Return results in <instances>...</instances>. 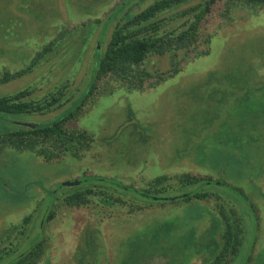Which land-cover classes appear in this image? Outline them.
<instances>
[{"label": "rangeland", "instance_id": "1", "mask_svg": "<svg viewBox=\"0 0 264 264\" xmlns=\"http://www.w3.org/2000/svg\"><path fill=\"white\" fill-rule=\"evenodd\" d=\"M155 1L0 0L1 71L27 67L57 37L49 59L1 83L0 97L31 88L39 98L68 85L71 98L43 114L0 113V131L21 127L5 118L48 123L65 113L87 90L95 52L105 47L116 24ZM230 15L228 21L210 16L202 35L211 39L201 45L210 53L189 61L175 76L144 91L116 85L114 92L94 96L78 122L94 136L83 157L67 154L49 161L29 150H0V253L5 246L12 250L0 255V264H9L43 238L39 264H204L220 244L215 200L155 202L135 213L97 197L80 208L64 201L89 188L108 192L101 184L110 186V179L144 187L160 174L182 172L211 175L207 190L238 210L245 231L232 264H264V63L259 73L249 70L252 62L248 67L239 63L264 56V8L239 6ZM183 55H152L147 66L164 70ZM229 114L236 132L233 147H225L217 135ZM222 135L228 138L226 130ZM213 148L220 159H207ZM223 179L226 183L220 184ZM192 187L172 184L161 194L180 196ZM49 211L56 217L43 223ZM29 214L22 236L7 235Z\"/></svg>", "mask_w": 264, "mask_h": 264}, {"label": "trees", "instance_id": "2", "mask_svg": "<svg viewBox=\"0 0 264 264\" xmlns=\"http://www.w3.org/2000/svg\"><path fill=\"white\" fill-rule=\"evenodd\" d=\"M190 1L156 0L144 8H137V12L128 14L126 19L120 20L105 47L95 52L94 73L87 90L65 113L48 123L28 122L23 124L5 118L6 122L17 123L21 127L0 131V150L6 147H12L19 151L29 150L49 161L60 160L67 154L75 158L83 157L84 153L91 149L94 136L87 129L79 127L78 122L90 109L94 96L112 93L116 89V85L129 90L144 91L166 81L179 73L189 61L210 53L209 46L204 49L201 48V45H209L211 34L203 36L202 27L212 14L216 13L222 20L228 21L231 20L230 14L233 9L239 6L253 9L264 8V0H204L181 8ZM182 18L184 19L181 20ZM56 40L57 37L46 44L43 50L36 52L27 67L15 71L0 70V84L32 72L36 64L45 58L49 59L48 54L57 45ZM178 53L184 55L180 59L174 57L167 69L150 70L147 66V61L152 55L173 54L175 56ZM259 57L254 56L252 61L243 59L239 63L248 67L252 62L253 66L249 70L253 68L256 73H259V68L264 63V56ZM213 72L210 76H214ZM227 79L233 80L230 76ZM67 88L68 85H64L57 91L39 98H34L35 90L31 88L1 96L0 113L43 114L61 108L71 100L70 97H67ZM241 102L239 99L238 103ZM215 119L219 120L220 117L217 116ZM231 121L232 116L230 118L229 114L217 129L218 140L225 147H233L232 144L235 142L233 138L236 132ZM225 130L228 138H224L222 135ZM217 151V148H213L211 156L206 155L207 159H211L210 157L213 158V156L220 159ZM197 164L200 166L201 160H198ZM87 180L91 179L87 178ZM95 180H99V178H95ZM102 180L107 181L106 179ZM110 180V186L101 184V187L110 188L108 192H97L94 188H89L66 196L65 204L72 208H80L89 205L92 203L93 197H97L101 203L111 206L126 205L129 207V213H135L154 206L155 202L159 204L160 202L181 200L188 203L196 199L210 203L215 200L216 208L214 206L212 208L217 211L216 217H219L216 235L220 244L214 247V254L204 260V264H232L236 259L245 231L243 221L235 206H228L223 202L219 193L207 190L205 185L214 181L211 175H198L192 172H182L173 176L160 174L149 180L144 187L130 186L121 181ZM225 183L224 179L220 180V184ZM172 184L193 187L189 193L180 196L162 195L163 190ZM55 213L47 212L43 223L55 218ZM31 218V214L27 215L22 224L13 225L7 235L16 232L18 236H22L24 225L30 222ZM3 241L4 239L0 236V243ZM44 244V238L38 240L23 252L17 253L9 264H39L44 255ZM2 250L1 256L3 253L8 254L9 251H12L10 246H5Z\"/></svg>", "mask_w": 264, "mask_h": 264}]
</instances>
